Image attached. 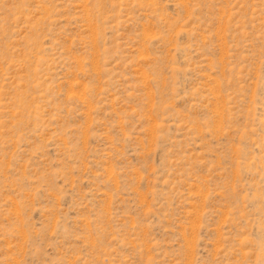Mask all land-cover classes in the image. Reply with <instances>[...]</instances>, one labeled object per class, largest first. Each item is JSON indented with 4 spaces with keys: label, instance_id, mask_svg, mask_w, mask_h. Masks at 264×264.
Instances as JSON below:
<instances>
[{
    "label": "rangeland",
    "instance_id": "374dc122",
    "mask_svg": "<svg viewBox=\"0 0 264 264\" xmlns=\"http://www.w3.org/2000/svg\"><path fill=\"white\" fill-rule=\"evenodd\" d=\"M0 264H264V0H0Z\"/></svg>",
    "mask_w": 264,
    "mask_h": 264
}]
</instances>
